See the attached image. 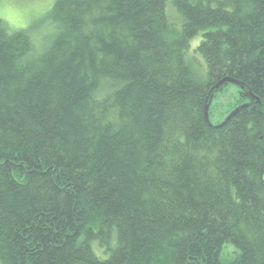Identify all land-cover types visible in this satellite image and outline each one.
Returning <instances> with one entry per match:
<instances>
[{
  "label": "trees",
  "instance_id": "16d2710c",
  "mask_svg": "<svg viewBox=\"0 0 264 264\" xmlns=\"http://www.w3.org/2000/svg\"><path fill=\"white\" fill-rule=\"evenodd\" d=\"M47 17L0 18V264H264V0ZM224 77L247 105L209 126Z\"/></svg>",
  "mask_w": 264,
  "mask_h": 264
},
{
  "label": "rangeland",
  "instance_id": "374dc122",
  "mask_svg": "<svg viewBox=\"0 0 264 264\" xmlns=\"http://www.w3.org/2000/svg\"><path fill=\"white\" fill-rule=\"evenodd\" d=\"M53 2L54 0H0V18L7 23L10 30L28 29L34 45L40 47L43 35H47L50 30V24H52L47 14ZM200 39L201 34L199 33L190 40L191 49L199 43ZM45 40L46 37L44 38ZM236 91V85L229 84L223 93L217 94L215 100L217 104L219 103L216 108L217 113L210 117V122L213 125L225 118L223 114L231 107V103L235 101ZM234 251V246L226 243L221 251L220 259H231Z\"/></svg>",
  "mask_w": 264,
  "mask_h": 264
},
{
  "label": "water",
  "instance_id": "95a60500",
  "mask_svg": "<svg viewBox=\"0 0 264 264\" xmlns=\"http://www.w3.org/2000/svg\"><path fill=\"white\" fill-rule=\"evenodd\" d=\"M224 83H231V84H235V85H239V82L233 78H230V77H224L222 78L220 81H218L215 85H214V88H217L219 85L221 84H224ZM210 101L207 102L205 104V107H204V119L205 121L208 123L209 126H211V122L209 121V114H208V109H209V104H210ZM257 102L259 103V100L257 98ZM247 104H242L240 106H238L237 108H235L234 110H232L225 118L224 120L216 125V126H220L222 124H224L231 116H233L239 109L243 108L244 106H246Z\"/></svg>",
  "mask_w": 264,
  "mask_h": 264
}]
</instances>
